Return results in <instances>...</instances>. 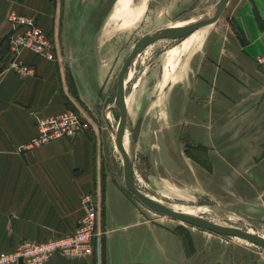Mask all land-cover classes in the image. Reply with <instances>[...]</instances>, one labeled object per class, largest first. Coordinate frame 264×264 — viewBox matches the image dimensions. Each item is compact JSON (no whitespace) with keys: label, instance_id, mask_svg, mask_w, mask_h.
Returning <instances> with one entry per match:
<instances>
[{"label":"crops","instance_id":"obj_1","mask_svg":"<svg viewBox=\"0 0 264 264\" xmlns=\"http://www.w3.org/2000/svg\"><path fill=\"white\" fill-rule=\"evenodd\" d=\"M112 5L110 0H0V253L23 241L72 232L82 214L81 196L93 193L101 204L103 248L95 244L86 259L53 256L44 264L149 262L140 249L133 203L99 173L98 118L105 119L104 110L113 104L106 102L110 67L104 45ZM224 12L215 35L195 50L190 76L178 88L181 106L173 105L171 94L165 134L179 135L180 145L190 147L184 165L192 176L199 178L197 163L205 161L211 172L227 173L221 176L229 180L223 195L244 202L249 217L264 223L259 200L264 195V71L255 63L264 54V0H228ZM8 13L33 19L52 42L51 61L19 53L30 75L7 68ZM65 110L81 114L89 128L71 139L28 147L37 135L36 121Z\"/></svg>","mask_w":264,"mask_h":264},{"label":"rangeland","instance_id":"obj_2","mask_svg":"<svg viewBox=\"0 0 264 264\" xmlns=\"http://www.w3.org/2000/svg\"><path fill=\"white\" fill-rule=\"evenodd\" d=\"M217 1L110 0L113 12L108 21L109 38L106 35L108 39L104 40L105 61L110 67L106 102L112 104L116 74L141 36L178 23L197 21L211 11ZM226 15L223 10L214 24L178 40H159L147 46L136 58L126 75V117L121 143L131 162L132 183L142 194L169 210L200 216L216 225L261 236L264 235V223L249 217L244 202L223 195L228 194L225 184L229 180H222L227 173H221V178L220 173L211 172L209 162L205 161L195 162L200 164L202 169L198 172L201 174L199 178L196 174L192 176L184 165L190 147L180 145L179 135L165 134L168 126L165 110L171 103V94L174 93L173 105L181 106L183 99L177 94L178 88L190 76L195 64V50L202 41L215 35L214 28L223 23ZM103 115L105 119L98 118L101 127L97 146L99 173L116 182L136 209L140 249L143 260L149 262L134 264H264V248L232 236L200 231L157 215L138 203L124 189L122 161L114 147L113 127H116L118 111L112 104ZM100 229L96 244L102 249L103 230ZM144 254L152 257H144Z\"/></svg>","mask_w":264,"mask_h":264},{"label":"built area","instance_id":"obj_3","mask_svg":"<svg viewBox=\"0 0 264 264\" xmlns=\"http://www.w3.org/2000/svg\"><path fill=\"white\" fill-rule=\"evenodd\" d=\"M5 21L12 30L7 36V68L18 76L31 74L29 67L18 61L21 51L42 59L53 60V45L49 38L36 26L31 18L8 13ZM264 69V54L255 59ZM89 122L81 114L65 110L56 116L39 119L35 123L36 137L28 147H38L59 139H71L85 132ZM82 214L72 232L55 239L31 242L23 241L11 251L0 253V264H44L51 257L78 260L91 257L94 246L101 235L99 196L85 193L80 198Z\"/></svg>","mask_w":264,"mask_h":264},{"label":"water","instance_id":"obj_4","mask_svg":"<svg viewBox=\"0 0 264 264\" xmlns=\"http://www.w3.org/2000/svg\"><path fill=\"white\" fill-rule=\"evenodd\" d=\"M228 0H218L214 5L213 9L209 15L202 17L195 21L194 23L180 29L172 26L166 28L158 29L152 33L145 34L141 36L133 45L130 53L123 60L115 80V94L113 98V106L118 111V119L116 122L115 132H114V147L119 153L122 161V178L124 189L144 208L157 214L168 217L169 219L182 222L190 227L198 229L200 231L208 232L218 236H233L237 237L250 245L255 247L264 248V239L243 232L237 228L225 227L216 225L214 223L198 219L192 216L183 215L180 213H174L172 211L164 209L161 205L157 204L155 201L148 199L144 195L140 194L137 189H135L132 183V166L129 158L127 157L122 143H121V133L124 129L125 124V96H124V78L127 69L131 62L140 55L142 50L149 44L154 43L159 40H178L185 37L186 35L214 23L224 10ZM261 204L264 206V195L259 198Z\"/></svg>","mask_w":264,"mask_h":264},{"label":"bare ground","instance_id":"obj_5","mask_svg":"<svg viewBox=\"0 0 264 264\" xmlns=\"http://www.w3.org/2000/svg\"><path fill=\"white\" fill-rule=\"evenodd\" d=\"M211 11H209L208 13H206L203 17H205V16H207V15H209V13H210ZM202 18V17H201ZM200 19V18H199ZM195 21H187V22H183V23H178V24H175V25H173L172 27H175V28H180V29H182V28H184V27H186V26H188V25H190V24H192V23H194ZM208 26V25H207ZM168 27V26H167ZM206 27V26H205ZM203 28V27H202ZM201 29V28H200ZM197 30H199V29H197ZM196 30V31H197ZM195 32V31H194ZM193 33V32H192ZM192 33H190V34H192ZM190 34H188V35H190ZM187 36V35H186ZM157 42V41H156ZM155 43V42H154ZM151 44H153V43H151ZM151 44H149V45H151ZM149 45H147V46H149ZM146 46V47H147ZM145 47V48H146ZM144 48V49H145ZM143 49V50H144ZM143 50H142V52H143ZM141 52V53H142ZM140 53V54H141ZM137 58V57H136ZM136 58L131 62V64L129 65V67H128V69H127V72H126V74H125V78H124V89H125V87H126V81H127V77H126V75H127V73H128V70L130 69V67H131V65H133L134 63H135V61H136ZM124 104H125V113H126V101L124 102ZM107 117V116H106ZM114 132H115V128L113 127V139H114ZM135 187V186H134ZM135 189H137L136 187H135ZM137 191L140 193V194H142L138 189H137ZM142 195H144V194H142ZM145 197H147L148 199H151L152 201H155L157 204H159V205H161L164 209H166V210H169V209H167L164 205H162L161 203H159V202H157L156 200H154V199H152V198H150V197H148V196H146V195H144ZM169 211H172V212H174V213H180V214H183V215H187V216H192V217H195V218H198V219H202V220H205V219H203L202 217H200V216H195V215H191V214H186V213H183V212H176V211H173V210H169ZM161 216H163V215H161ZM166 217V216H165ZM205 221H207V220H205ZM209 222V221H208ZM244 232V231H243ZM248 233V232H247ZM249 234H252V235H254L253 233H249ZM256 236H258V237H260V238H262V239H264V236H260V235H256ZM233 237V236H232ZM235 238H237V237H235ZM239 239V238H238ZM241 240V239H240Z\"/></svg>","mask_w":264,"mask_h":264},{"label":"flooded vegetation","instance_id":"obj_6","mask_svg":"<svg viewBox=\"0 0 264 264\" xmlns=\"http://www.w3.org/2000/svg\"><path fill=\"white\" fill-rule=\"evenodd\" d=\"M127 77V76H126Z\"/></svg>","mask_w":264,"mask_h":264}]
</instances>
